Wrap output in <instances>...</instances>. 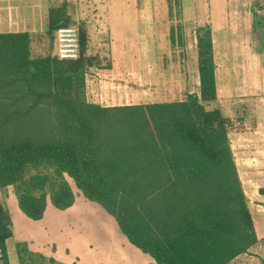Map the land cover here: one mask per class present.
Listing matches in <instances>:
<instances>
[{
	"label": "trees",
	"instance_id": "16d2710c",
	"mask_svg": "<svg viewBox=\"0 0 264 264\" xmlns=\"http://www.w3.org/2000/svg\"><path fill=\"white\" fill-rule=\"evenodd\" d=\"M68 7L50 9L53 42L60 27L75 26ZM197 33L199 94L111 107L87 98V74L103 65L101 56L89 54L87 23L80 26L77 60L34 58L31 33H0L3 193L14 187L20 209L39 221L49 201L60 210L74 205L75 184L156 264H231L249 253L260 241L232 148L233 121L217 106L211 26ZM168 40L186 57L181 24L173 23ZM12 236L2 200L5 250ZM19 252L28 253L22 245Z\"/></svg>",
	"mask_w": 264,
	"mask_h": 264
},
{
	"label": "crops",
	"instance_id": "0c3cea01",
	"mask_svg": "<svg viewBox=\"0 0 264 264\" xmlns=\"http://www.w3.org/2000/svg\"><path fill=\"white\" fill-rule=\"evenodd\" d=\"M29 1L35 0H0L2 26L9 27L12 21L25 23L22 16L17 19L16 9L28 8ZM100 2H107L110 6L111 1ZM120 19L122 23L126 19L130 23L128 27L136 33L145 31L146 44L141 50L135 52L130 48L127 38L119 45L115 44L118 33L119 39L125 38ZM101 20L103 25V18ZM174 20L183 27L186 57L167 46ZM206 25L212 29L217 65V106L233 121L230 138L237 165L242 163L247 182L259 185L255 193L264 202V2L180 0L176 5L168 0L120 1L119 17L108 20L101 28L109 36L113 48L109 50L107 63L88 72L87 98L108 107L169 102L155 98V87L149 90L142 88L141 91L140 79L143 75L140 71L150 72L156 67L166 73L171 69L175 71L173 79L177 85L173 89L178 91V100H183L188 93L199 94L197 31ZM12 27L0 33L29 31ZM87 27L92 42L94 32L90 20H87ZM163 36L167 41L164 46L158 45L156 40ZM54 48H51V54H54ZM32 56L41 57L36 56L33 48ZM119 74L125 75L127 84L110 82L113 84L111 93L106 79L109 75L119 79ZM147 78L151 79L149 75ZM244 188L249 195L246 183ZM8 191L5 195L0 188V201L7 202L10 212L13 202L20 220L26 224L25 231L29 233L18 237L12 213L13 236L7 241L10 264H156L150 255L129 241L110 213L100 204L87 199L79 189V193L74 189L76 200L71 208L60 210L49 201L45 216L39 221L30 219L21 209V212L17 210L18 198L13 188ZM256 229L259 241H262L264 236L257 226ZM19 245L27 248L28 253L22 252L23 257ZM34 255L41 256L42 261L35 262Z\"/></svg>",
	"mask_w": 264,
	"mask_h": 264
},
{
	"label": "rangeland",
	"instance_id": "374dc122",
	"mask_svg": "<svg viewBox=\"0 0 264 264\" xmlns=\"http://www.w3.org/2000/svg\"><path fill=\"white\" fill-rule=\"evenodd\" d=\"M101 0H62L59 3H52L50 0H35V1H29L28 2V8H18L17 11V19L19 16H22L24 18L25 23H15L12 21L9 24V27L2 26L3 23H0V31H5L8 29L13 28L12 26H15L18 29L24 28L29 30L28 32L31 33L32 36V48L35 50L36 56H41L42 54L51 53V48H56V41L53 42L49 35V12L50 9L53 7H59L64 3H68V13L71 16L72 25H76L80 28L81 24L87 23V20H90L91 22V29L92 32H94V41L91 43V48L89 49V54H98L103 59V63H107V58H109V50L113 48V43L111 44V40L109 36H107L105 33V30L101 31V28L103 29L105 26V23L112 19L115 20L117 17H119V2L127 0H110V6L107 2H100ZM131 1V0H128ZM135 1V0H133ZM1 10V8H0ZM144 10H146L144 8ZM103 18V25L102 20ZM121 20V19H120ZM125 22L122 23L121 20V27L124 30L125 38L119 39V33L115 39V44L119 45V42H121L123 39H126V43L130 45V48H133V50L136 52V50H141L143 46L146 44V34L145 31H142L141 33H136L132 29H130L129 24L126 19ZM178 23L175 21L174 25L176 26ZM100 27V29H98ZM143 34V35H142ZM142 35V36H140ZM140 39H137V37ZM101 37L103 39H101ZM158 38V37H157ZM142 41V42H141ZM167 40L163 37H160L156 40L158 45L164 46V43ZM169 46V44H167ZM133 51V52H134ZM54 50V55H55ZM171 69L169 72H164L159 67L153 68L150 72L147 70L140 71V75H143L140 79L141 84V91L142 88H146L147 90L153 89L155 87L156 89V97L161 101H175L178 100L180 97L178 92L174 86L177 85L176 81L173 79V77H176L175 71ZM112 74V73H111ZM147 75L151 77L147 78ZM164 76V77H163ZM124 74H119V79H114L113 76L109 75V77L106 79L108 82V90L112 93V85L111 83H117L119 84H127V81L125 79ZM105 80V79H104ZM118 80V81H116ZM169 80V81H168ZM171 88V90H170ZM127 89V88H126ZM129 90V88L127 89ZM170 90V91H169ZM152 91V90H151ZM149 96V95H148ZM155 96V95H154ZM92 95H90V98ZM148 98V97H146ZM142 99V97H141ZM153 100V97L150 98ZM149 100V98H148ZM237 162V161H236ZM241 163V161H240ZM238 164V163H237ZM239 173L243 182V185L246 183V186H248V198L250 200V207L253 213L255 224L258 228V231L260 234L264 236V202L263 199L255 193V190L259 188V185H255L251 182H247V177L243 173V165H238ZM245 182V183H244ZM74 189L77 193H79L77 187L75 184H73ZM251 186V187H250ZM13 191L15 193L14 187ZM12 191V190H11ZM9 193V191H8ZM7 193V194H8ZM16 194V193H15ZM247 194V193H246ZM16 200V197H15ZM16 202V201H15ZM17 210H20V207L17 205ZM11 215L13 213L14 219L16 222V229L18 231L17 235L18 237L23 234H29L25 231L26 224H23L20 220V215H18L15 211V205L13 202L11 203ZM23 216V215H22ZM24 220V219H22ZM32 224L34 221H32ZM29 236V235H28ZM31 238L34 236H30ZM30 238V239H31ZM38 239L39 237H35ZM35 262L42 261L41 256L34 255ZM38 259V260H37ZM0 264H10L9 261V255L8 250L6 249V254L3 259L0 260ZM231 264H264V239L260 241L256 246H254L249 253L242 255L241 257L236 258Z\"/></svg>",
	"mask_w": 264,
	"mask_h": 264
},
{
	"label": "built area",
	"instance_id": "2783aa9c",
	"mask_svg": "<svg viewBox=\"0 0 264 264\" xmlns=\"http://www.w3.org/2000/svg\"><path fill=\"white\" fill-rule=\"evenodd\" d=\"M62 0H50L59 3ZM252 3H261L264 0H251ZM55 53L60 59L77 60L80 58V28L78 26H63L56 33ZM6 250L0 246V260L5 257Z\"/></svg>",
	"mask_w": 264,
	"mask_h": 264
}]
</instances>
